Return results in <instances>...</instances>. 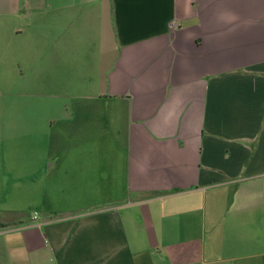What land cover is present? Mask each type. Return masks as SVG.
<instances>
[{
  "label": "crops",
  "instance_id": "0c3cea01",
  "mask_svg": "<svg viewBox=\"0 0 264 264\" xmlns=\"http://www.w3.org/2000/svg\"><path fill=\"white\" fill-rule=\"evenodd\" d=\"M0 19V264H264V0Z\"/></svg>",
  "mask_w": 264,
  "mask_h": 264
},
{
  "label": "rangeland",
  "instance_id": "374dc122",
  "mask_svg": "<svg viewBox=\"0 0 264 264\" xmlns=\"http://www.w3.org/2000/svg\"><path fill=\"white\" fill-rule=\"evenodd\" d=\"M19 20H17V23ZM16 20H13V23L4 22L0 19V109L3 108L4 102L8 101L7 96L4 91V86L2 79L7 70H10L14 65L12 62V54L8 52L10 46L14 45L15 37L13 35L12 28L17 24ZM25 210L24 212H28Z\"/></svg>",
  "mask_w": 264,
  "mask_h": 264
}]
</instances>
